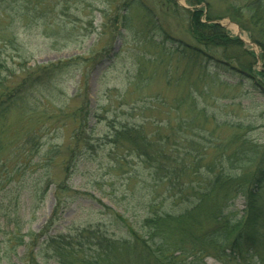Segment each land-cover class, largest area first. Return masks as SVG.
Returning <instances> with one entry per match:
<instances>
[{"label": "rangeland", "instance_id": "374dc122", "mask_svg": "<svg viewBox=\"0 0 264 264\" xmlns=\"http://www.w3.org/2000/svg\"><path fill=\"white\" fill-rule=\"evenodd\" d=\"M25 1L17 0L13 10L0 7V22L15 26L16 49L1 47L0 42L7 74L14 77L37 65L79 58L77 64L64 68L53 89L39 101V109L47 115L13 113L2 135V143L7 144L0 150L3 202L9 197L14 202L20 185L19 175L12 180L10 173L4 175V167L8 171L24 167L29 182L36 174L43 182L51 180L39 203L33 193H20L24 232L39 231L52 213L56 185L65 177L63 162L74 143L72 134L80 126L71 111L80 104L88 112L83 136L96 149L92 160L91 152L78 156L68 183L86 194L66 204L52 233L99 223L109 235L126 237L125 225L139 230L150 209L175 214L195 200L184 186L205 185L204 178L193 174L196 171L264 169V86L253 84L263 82L258 73L264 72V52L233 18L229 3L234 0H208L196 8L204 9L202 20L210 14L211 22L241 43L236 49L244 54L242 61H250L247 71L257 75L253 83L240 75L241 67L234 60L196 43L189 32V12L194 8L186 0ZM24 6L29 7L27 14ZM190 46L202 52L191 53ZM111 123L140 124L142 134L156 141L159 161L166 169L154 174L150 165L155 167V161L148 167L141 157L111 142L97 147L111 134ZM35 129L40 153L33 156L20 143ZM180 168L185 172L179 174ZM244 206L240 194L227 209L241 215ZM24 251V246L17 248L18 256ZM210 251L201 256L204 264L258 263L257 257L222 261Z\"/></svg>", "mask_w": 264, "mask_h": 264}, {"label": "trees", "instance_id": "16d2710c", "mask_svg": "<svg viewBox=\"0 0 264 264\" xmlns=\"http://www.w3.org/2000/svg\"><path fill=\"white\" fill-rule=\"evenodd\" d=\"M1 1L5 5H1ZM16 1L0 0V7L5 6L8 10H13ZM207 2L208 0H186V3L194 8L189 12V32L192 38L205 51H220L226 59L234 60L241 67L242 73L239 74L253 83L257 75L253 71H247L250 61H242L244 54H240L236 49L241 43L237 39H231L217 23L211 22L213 17L210 14H205L206 20L201 19L204 9L196 7L203 3L208 4ZM28 8L23 7L25 14L28 13ZM229 9L239 27L249 32L251 39L264 52V0L230 1ZM13 28L15 26L12 23L3 25L0 22L1 47L10 45L16 49ZM161 43L163 42L156 44ZM177 47L176 51L180 52L181 46ZM188 49L195 54L202 52L198 47L190 46ZM247 54L254 57L253 52ZM78 58L37 65L12 77L7 74L9 68L1 59L0 53V150L7 145L6 142L2 143V135L8 131L10 116L13 113L46 116V110L39 109V101L45 97V92L53 89V82L68 66L77 64ZM258 74L263 76V82L255 81L253 84L264 86V72ZM85 108V105L80 104L71 111V117L80 122L79 130L72 134L74 143L69 147L63 162L65 177L56 185L52 213L39 231H23L24 221L19 211V196L24 191L33 193L39 203L51 180L47 178V181L43 182L44 179L36 174L33 181L29 182L26 180L24 167L9 171L4 167V175L10 173L12 180L14 175H19L16 182L19 181L20 185L18 190H15L14 202L12 197H9L7 202L0 199V264H204L201 259L208 256L210 250L218 260H246L257 257L258 263L254 264H264V206L261 205L264 204V169H259L260 167L246 171L242 170V167H238L239 171H234L232 167L221 170L208 168L206 174L196 171L193 174L204 178L205 185L197 188L193 185L184 186L192 190L195 200L190 201L189 205L185 204V207L175 214L150 209L139 230L129 224L125 225L126 237L116 238L109 235L99 223L52 233L53 226L60 219L58 214L66 204L75 197L86 194L73 189L68 183L79 164L78 158L83 153L91 152L88 159L92 160L93 149H96L87 137L83 136V121L88 115ZM142 129L140 124H112L111 134L103 138L106 142L97 143V147L104 146L107 142H111L115 147H123L127 153L133 152L141 157L148 167L150 162L155 161L156 168L150 166L154 168V174H159L166 169V165L159 161L160 151L156 147V141L143 135ZM38 131H29L20 143V147L31 150L33 156L40 153ZM49 152L50 149L47 153ZM46 157L50 161L51 157ZM39 160L43 161V158ZM44 167L41 166L42 169ZM34 170L37 171L36 168ZM182 172H185V168L179 169L178 173ZM189 181L192 182L191 179ZM240 194L245 198V206L241 215H237L227 208ZM26 237H29L28 241ZM20 246H24L25 251L18 256L17 248Z\"/></svg>", "mask_w": 264, "mask_h": 264}]
</instances>
